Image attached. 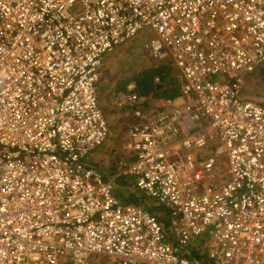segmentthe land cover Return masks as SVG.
<instances>
[{"label": "built area", "instance_id": "built-area-1", "mask_svg": "<svg viewBox=\"0 0 264 264\" xmlns=\"http://www.w3.org/2000/svg\"><path fill=\"white\" fill-rule=\"evenodd\" d=\"M146 30L179 96L116 93L132 123L104 170L102 68ZM263 65L264 0H0V264H264V107L244 96Z\"/></svg>", "mask_w": 264, "mask_h": 264}, {"label": "rangeland", "instance_id": "rangeland-1", "mask_svg": "<svg viewBox=\"0 0 264 264\" xmlns=\"http://www.w3.org/2000/svg\"><path fill=\"white\" fill-rule=\"evenodd\" d=\"M148 33H150V31L146 30L143 34L130 42L118 47L113 53L106 57L105 64L102 68V79L99 84L100 105L109 122L111 135L102 148L86 158L87 163L100 167L101 169L108 170L111 168L110 159H113L114 154H116L117 160L119 159L118 157H122L123 144L129 134L132 123L130 112L117 110L112 105V100H114L116 92H118L128 80H130L129 83L136 81V78L142 77L144 72L169 63L167 60H156L149 53L145 47ZM244 96L264 107V65L259 67L247 80ZM119 182L120 184L117 190L121 191L120 193L123 195L130 194V201H136V203L142 202L150 210L155 206L156 208L153 212H155L158 217L165 218V221L170 225L167 212L163 207L158 206L154 199L149 198V200L138 191L134 192V194L139 198L132 196L133 189L131 186L135 183L134 178L124 177ZM122 194H120V196ZM123 201L125 202V200ZM166 230L169 232L168 228H166ZM203 248L204 243L198 241L197 244L192 247V251L197 255ZM101 260L103 261L100 263L91 260L90 264H109L108 260Z\"/></svg>", "mask_w": 264, "mask_h": 264}, {"label": "trees", "instance_id": "trees-1", "mask_svg": "<svg viewBox=\"0 0 264 264\" xmlns=\"http://www.w3.org/2000/svg\"><path fill=\"white\" fill-rule=\"evenodd\" d=\"M173 68L172 66L166 64L163 66H159L154 69H150L146 72H144L143 76L136 78V81L138 83V87L140 91L143 94L150 93L153 89V80L156 77H160L162 81L167 83V88L163 90L159 95L165 98H176L179 96V91L176 87V81L175 78L172 75ZM130 80H128L125 85H123V89L126 87V85L129 83ZM159 221L163 224V226L166 228L169 227L168 223L165 221V218H160Z\"/></svg>", "mask_w": 264, "mask_h": 264}, {"label": "crops", "instance_id": "crops-1", "mask_svg": "<svg viewBox=\"0 0 264 264\" xmlns=\"http://www.w3.org/2000/svg\"><path fill=\"white\" fill-rule=\"evenodd\" d=\"M110 55V54H109ZM108 55V56H109ZM105 64V63H104ZM168 65H170V67L172 66V68H173V72H172V75H173V77H175V74H176V70L174 69V67H173V65L169 62V63H167ZM102 75V74H101ZM132 82H136L137 83V81H132ZM164 82V81H163ZM165 83V86H166V88H167V83L166 82H164ZM138 84V83H137ZM153 86H154V80H153ZM127 86V85H126ZM126 90V87L123 89V88H121L120 90H118V92H122V91H125ZM154 90V89H153ZM152 90V91H153ZM118 92H116V93H118ZM141 92V91H140ZM113 105V104H112ZM114 106V105H113ZM115 107V106H114ZM115 109H116V107H115ZM126 140V139H125ZM124 188H125V186H124ZM124 188H122V189H124ZM121 191H118L117 190V192H116V194H117V196L121 199V200H125V202H128V203H133V204H142L144 207H146V208H148L145 204H143L142 202L141 203H136V201H130L131 200V195L130 194H122V193H120ZM134 192H137V191H134ZM134 192H133V195L132 196H135V194H134ZM140 193V192H139ZM120 194H122L121 196H120ZM142 196H145V197H147L148 199H149V197L148 196H146L145 194H142ZM136 197V196H135ZM136 198H139V197H136ZM135 200V199H134ZM150 200V199H149ZM135 202V203H134ZM155 206H154V208H152V210H150L149 208V210L151 211V212H153V210H155ZM154 214H155V212H153ZM169 227H170V225H169ZM168 227V228H169ZM101 259H104L103 257L102 258H97L96 259V262L97 263H100L101 261H103V260H101ZM104 260H106V259H104ZM110 264V263H109Z\"/></svg>", "mask_w": 264, "mask_h": 264}]
</instances>
